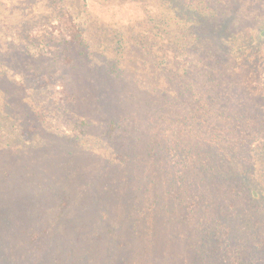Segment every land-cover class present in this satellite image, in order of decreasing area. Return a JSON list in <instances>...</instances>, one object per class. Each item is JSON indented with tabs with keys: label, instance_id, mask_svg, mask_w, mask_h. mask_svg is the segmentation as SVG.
<instances>
[{
	"label": "trees",
	"instance_id": "obj_1",
	"mask_svg": "<svg viewBox=\"0 0 264 264\" xmlns=\"http://www.w3.org/2000/svg\"><path fill=\"white\" fill-rule=\"evenodd\" d=\"M178 1H183L180 2L182 6H178L180 8L174 4L168 5L182 13V17L173 23L179 32H176L173 40L165 38L164 42L181 52L195 49L198 38L210 39L211 44L222 46V57L227 58L233 53L237 62L228 76L220 69L222 72L215 78L220 84L210 85L213 94L203 97L201 92L196 91L195 99L180 104H172L173 100L152 98L146 109L138 110L139 115L138 112L135 115L140 117V123L149 125L156 115L160 121L166 115H171L175 121L180 118L182 123H186L187 117L185 120L184 117L188 114L192 116V121L187 123L195 126L188 127L191 139L202 142L183 144L175 141L179 130L187 128H178L177 123L168 131L162 127L164 133L171 130L173 140L168 146H162L163 143L155 139L141 147L142 137L136 133V139H125L123 152L116 153L106 163L108 169H100L101 174L96 175L95 180H86L89 192L85 194L88 197L95 192V199L91 196L92 199L82 205L76 203L75 188L68 184L67 169L73 167L77 159L71 155L62 156L54 148L58 141L66 140L68 135L45 130L38 133L42 142H34L32 135L37 124L25 122L29 115H36L38 103L47 105L43 114L41 109L40 114L36 115L40 125H45L47 118L44 115L48 113L54 116L49 119L62 118L60 113L55 116L50 110L51 105L63 112L68 109L62 102L61 91L56 89L61 85L53 84V81L47 83L53 77V71L47 73L48 80H45L39 76L38 71H33L34 74L24 67L26 69H23L22 76H36L40 87L46 85L44 89H50L49 93L43 92V98H38L37 105L34 100L28 105L22 97H18L22 81H17L12 68L2 66L0 60V195L3 191L19 192L16 194L19 200H13L9 204L11 207L6 208L0 204V215L8 223L4 228L0 224V245L3 246L6 239L10 240L7 247L3 246L4 249L0 251V264H31V260L33 264H38L34 260L40 258H34L37 253L47 254L52 261L61 264L62 255L56 258L49 243L46 246L44 240L47 242L63 236L67 239L64 248L69 250L64 253L67 257L76 255L77 262L83 260L82 264H134L132 257L135 253L145 257L146 264H155L152 261L157 259L158 248L163 246L167 250L171 247V238L163 234L166 230L167 234L171 233V236L182 240L180 244L184 246L185 252L179 255L178 264H264V112L255 103L250 105L248 101L243 102L245 88L239 85V79L234 78L242 69V61L247 62L253 58L249 49L256 47L254 43H263L264 24L260 22L257 26L249 27L243 39L238 32H242V27L251 23L249 19L254 20V15L256 18L259 15L255 13L252 4L248 5V0H243L242 6L241 0H199L196 3L191 0ZM204 1H209L212 7L202 6ZM245 4L248 7L242 8ZM254 4L259 5L264 13V2ZM195 14L201 17L192 20ZM18 17L17 12L13 19L17 20ZM207 20L213 24L212 35L203 33L202 26ZM154 22H161L155 29H164L161 26L165 24L164 21ZM72 30L74 38L84 44L85 38L79 26L74 25ZM221 31H225V36H220ZM13 40L6 38L9 43ZM117 41L124 44L122 36H118ZM7 54L13 57L11 53ZM9 60L11 63L15 61ZM200 60L197 58L194 61L199 63ZM142 61L148 66H154V62L148 58ZM110 63L111 73L118 75L113 66H119V59L111 60ZM18 66L23 67L21 64ZM34 66L38 67V64ZM225 80L229 84L224 85ZM2 84L7 88L1 89ZM160 93H165V90ZM228 100H232L231 105L227 104ZM151 102L155 112H151ZM129 113L128 110H121L116 112L117 117L106 119L108 130L114 134L121 127L118 118L123 120ZM94 121L96 125L103 123L101 118L95 117L90 122ZM213 121L230 127L231 136L226 138L222 133L223 127L218 123L213 125ZM27 126L31 129L25 131ZM73 140L77 141L78 138ZM48 143L51 145L48 146ZM101 143L106 144V141ZM92 149L85 150L91 154ZM9 159L20 160L18 162L22 160L26 165L30 159L43 161L44 164L27 170L17 165L23 172L16 175L13 167L8 165ZM182 163L184 166L179 167ZM45 164H50L49 168ZM147 167L149 170H145ZM215 167L224 169L226 175L217 172ZM231 169L233 173H230ZM245 179H250L252 183L250 180L245 183ZM185 186L194 187L192 192L187 190V201ZM52 196L59 200L54 199L49 204ZM16 206L19 207L13 211ZM177 206L186 209L184 218L174 216ZM43 218H46L44 222L50 223V226L42 224ZM26 219L30 220L24 224ZM182 219H188L187 222L192 226L183 230L169 229L173 222H183ZM86 243L95 244L94 250L88 248ZM4 254L5 262L2 263Z\"/></svg>",
	"mask_w": 264,
	"mask_h": 264
},
{
	"label": "rangeland",
	"instance_id": "obj_2",
	"mask_svg": "<svg viewBox=\"0 0 264 264\" xmlns=\"http://www.w3.org/2000/svg\"><path fill=\"white\" fill-rule=\"evenodd\" d=\"M171 1L0 0V26H3L0 27V31L3 30L1 31L0 56L2 57H0V60L2 66L12 68L13 74H16L15 79L17 81H22V85L20 84L21 88L18 89V91H21L18 97H22L28 105L33 100L37 105L38 100L45 96L43 92L48 91L47 93H49L50 91V89H44L46 85L40 87L36 76H29V78L25 74L22 76L26 68L31 72L38 71L39 76L45 78V80H48L47 73L50 74L53 71V77L49 78L47 83L50 84L53 81V84L61 85L59 88L56 85L54 86L61 91L63 95L62 102L65 108L67 107L68 109L63 112L61 109H57L55 105H51L50 110L55 116L60 113L62 118H57V120L49 119L54 116L48 113L44 115L47 118L45 125H40L36 115L40 114L41 109H43V114L47 105L38 103L39 105L35 109L36 115H29L25 122L37 124L35 128L33 127L35 130V134L33 133L32 135L34 142H42L39 134L45 130L55 134L66 133L68 135L65 138L66 140L61 139L58 141L54 148L62 156L71 155L77 159V162L72 164L73 167L67 169V174L69 175L68 184L75 188L76 203H80V205L90 201L92 197L95 199V192L91 195L92 197H87V194H85L89 192L86 189V180H95V176L99 173L101 174L103 169H108L106 163L116 153L123 152L125 139L130 138V140L134 141L136 133L142 137L141 147L155 139H159L163 143L162 146H168L173 140V137L170 136L171 130L164 133L162 127H165L168 131L173 124L177 123L176 126H179L178 128H181V126L187 128L182 129V131L179 130L175 141L183 144L195 141L202 142L191 139L188 127L189 125L193 128L195 126L192 123H187L192 121V116H188V114L184 117V120L187 117V122L184 121L186 123H182L180 118L175 121L171 115H166L160 121L157 120L156 115L153 122L149 125L140 123V117L135 115L138 110H145L152 98L159 97L173 100L172 104H180V102L186 103L188 100L195 99L197 97L196 91L201 92L203 97L209 93L213 94L210 85L220 84L219 80L215 78L222 71L225 76H228L232 72L231 69H233L235 62H237L231 52V55L229 54L227 58L222 57L224 53L222 46L211 44L210 39L198 38L194 45V47L197 46L195 49L181 50V52L180 49H176L172 45V47L168 46L164 41L166 39L173 40L174 36L177 35L176 32H179L178 27L173 24L174 20L182 17L181 12L174 11L168 4H172L171 6L174 4L178 7L179 5L182 6L180 2L183 1ZM198 1L191 0V2L195 3ZM240 2L242 6L244 1L241 0ZM256 2H264V0H248V5L252 4L251 6H253L255 13L259 15L257 18L254 15V20L249 19L248 21H251V23L243 26L244 30L242 32H238L243 39L249 27L257 26L260 22L264 24V21H262L264 13L261 12L259 5L254 4ZM203 5L207 8L212 7L209 1H204ZM245 5L242 8L248 7L247 4ZM17 12L19 17L14 20V15ZM148 17H151V19ZM198 17L195 14L191 19L195 20ZM154 20L164 21L166 25L163 23L161 25L164 29L161 30L160 27L155 29L154 27L161 24V22H154ZM187 23L189 24V21ZM8 25L9 27H7ZM74 25L79 26L81 29L85 38L84 44L74 38L72 30ZM202 27H204V34L212 35L213 24H210L207 20ZM224 34L225 31L220 32V36H225ZM118 36L124 38L123 45L121 44L122 41H117ZM147 37L152 39L148 40ZM6 38H14L15 40L9 43L6 42ZM262 40L263 43L261 45L254 43L256 47L249 49L253 58L247 60V62L242 61V69L239 70L238 74L234 75V78L239 79V85L245 88L246 95L243 97V102L248 101L250 105L255 103L264 112V39ZM7 53H11L13 57H9ZM145 58L154 62V66H148L142 61ZM197 58L201 59L198 61L199 63L194 61ZM9 59H14L15 61L11 63ZM115 59H119V66H113L115 68L114 72H117L118 75L111 73L110 62ZM208 62L210 63L209 65H207ZM17 64H21L23 67ZM35 64H38V67H35ZM24 67L26 68L24 69ZM33 73L36 74L35 72ZM183 81H185V84ZM223 84L227 85L229 82L225 80ZM4 88H7V86L2 84L1 89ZM161 90H165V93L158 94ZM175 98L176 100H174ZM83 99L85 100L82 101ZM231 101L228 100L227 104L231 105ZM18 105L17 107L21 110L20 104ZM149 105L151 112H155L153 102ZM231 109L234 110V108ZM121 110H128L130 113L125 115L123 120L118 118L121 127L117 128L112 134L107 128L108 122L106 119L117 117L116 112H121ZM257 111H259L258 107ZM137 114L139 115V112ZM95 117L101 118L103 123L96 125L95 121L90 122L95 120ZM75 121L78 122L75 124ZM88 122L90 123L88 124ZM212 123L213 125L218 123L223 127L222 133L226 138L231 136L230 127L226 124L216 121ZM206 127L207 125H205ZM124 128L129 130H124ZM30 129L31 127H25V131ZM233 130L236 133V130ZM76 137L78 140L74 141L73 139ZM222 139L225 140L224 137ZM102 141H106V144L101 143ZM50 145L48 143V146ZM88 148H93L90 151L91 154L86 152L85 149ZM41 159L43 160V158ZM18 161L14 159L8 160V165L13 167V172L16 175L23 172V169L20 170L19 167H16L17 165L23 166L27 170L29 168H38L44 164L43 161H32L31 159L27 161V165L22 160L21 162ZM109 164L112 165V162ZM49 165L46 166L49 168ZM53 165L57 168L60 167L58 164ZM183 166L184 163L179 165V167ZM215 168L217 172L226 175L223 173L224 169ZM100 169L102 170L100 171ZM145 170H149V168L147 167ZM230 173H233L232 169ZM249 180L245 179V183L246 181L248 183ZM262 180H264V175ZM179 187L184 188L183 185ZM186 188L184 189L186 190L184 194L187 201V190L192 192L194 187ZM244 192L246 193L245 190ZM17 193L19 192L3 191L0 195V204L6 206V208L11 207L9 204L13 200L16 202L19 200ZM20 199L24 200L23 197ZM54 199L59 200L56 196H52L49 199V204ZM18 207L16 206L13 211ZM239 209H242L241 204ZM185 210L177 206L174 216L177 215V217L184 218ZM44 219L46 218H43L42 224L50 226V223H45ZM29 220L26 219L24 224ZM56 220L59 221V219ZM182 221L173 222L169 229L171 231L183 230L192 226L187 222L188 219H182ZM0 224L1 228L8 224L2 215H0ZM56 225L55 223L54 226ZM31 226L34 227V225ZM167 231L163 234L165 235L164 237L168 236L171 238V247L167 250L163 246L158 248L157 259L152 261L155 264H178L179 255L185 252L184 246L180 244L182 240L177 236H171V233L167 234ZM9 241V239H6L2 245L7 247ZM12 241L16 240L13 239ZM44 242L46 246L49 243L51 252L56 254V258L62 255L61 264L83 263V260L77 262L76 255L67 257L64 253V251H69L64 248L67 243L65 236L58 239L54 238V240L51 239V241L47 242L45 239ZM73 242H76V240H73ZM86 245L91 250L95 248V244L86 243ZM3 246L0 245V251L4 249ZM59 249L61 250L60 253ZM5 257L6 255L4 254L1 259L2 263L5 262ZM34 258H39V260L34 259L38 261V264H57L44 253L42 255L37 253ZM132 260L134 264H146L147 262L145 257H139L137 253L133 255ZM94 261L95 258L91 260L92 263ZM30 263L33 264V261L31 260Z\"/></svg>",
	"mask_w": 264,
	"mask_h": 264
}]
</instances>
